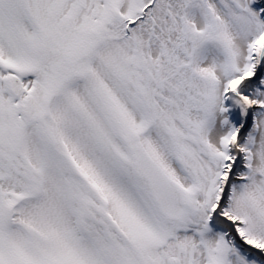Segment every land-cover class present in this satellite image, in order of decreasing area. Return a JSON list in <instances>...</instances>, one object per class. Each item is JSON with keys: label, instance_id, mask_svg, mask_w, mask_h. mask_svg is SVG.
Instances as JSON below:
<instances>
[{"label": "snow or ice", "instance_id": "obj_1", "mask_svg": "<svg viewBox=\"0 0 264 264\" xmlns=\"http://www.w3.org/2000/svg\"><path fill=\"white\" fill-rule=\"evenodd\" d=\"M0 264H264V0H0Z\"/></svg>", "mask_w": 264, "mask_h": 264}]
</instances>
